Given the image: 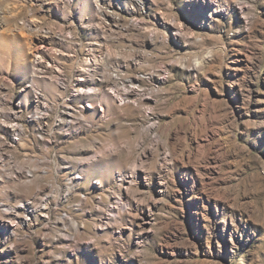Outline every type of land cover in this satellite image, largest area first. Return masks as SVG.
I'll return each mask as SVG.
<instances>
[{"label":"rangeland","instance_id":"374dc122","mask_svg":"<svg viewBox=\"0 0 264 264\" xmlns=\"http://www.w3.org/2000/svg\"><path fill=\"white\" fill-rule=\"evenodd\" d=\"M0 264H264V0H0Z\"/></svg>","mask_w":264,"mask_h":264},{"label":"bare ground","instance_id":"6f19581e","mask_svg":"<svg viewBox=\"0 0 264 264\" xmlns=\"http://www.w3.org/2000/svg\"><path fill=\"white\" fill-rule=\"evenodd\" d=\"M90 62H88V64H89Z\"/></svg>","mask_w":264,"mask_h":264}]
</instances>
